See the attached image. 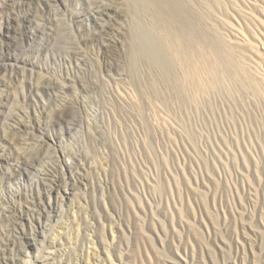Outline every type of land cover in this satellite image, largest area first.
Segmentation results:
<instances>
[{
	"label": "rangeland",
	"instance_id": "1",
	"mask_svg": "<svg viewBox=\"0 0 264 264\" xmlns=\"http://www.w3.org/2000/svg\"><path fill=\"white\" fill-rule=\"evenodd\" d=\"M20 1L0 0L2 264H264V0Z\"/></svg>",
	"mask_w": 264,
	"mask_h": 264
},
{
	"label": "bare ground",
	"instance_id": "2",
	"mask_svg": "<svg viewBox=\"0 0 264 264\" xmlns=\"http://www.w3.org/2000/svg\"><path fill=\"white\" fill-rule=\"evenodd\" d=\"M237 2V7L239 6L240 8H245L243 6V4L246 6V9L249 11V12H252V13H255L254 10H253V7L250 5V3L244 1V0H235ZM255 3H257L258 1L257 0H253ZM88 6L91 7L90 9L92 10L93 14L97 15V17L99 18H103V16L105 15H111V12L108 10V8H110L106 3H104L103 1L101 0H92V1H88ZM254 3V4H255ZM260 4V3H258ZM260 8V15H257L256 14V18L257 20H259V22L261 24H264V3L262 5H258ZM24 0H21L20 2L16 3L15 5L12 6V13H14L15 11H17L18 13L21 12V8L23 9L24 8ZM8 8V5L7 3H4L0 6V29L1 30H8L10 28H12L14 26V22H15V18L14 17H6L4 18L3 17V14L5 12V10ZM66 11L68 12H72V11H69L66 7H63ZM111 9V8H110ZM2 14V15H1ZM72 14V13H71ZM234 16V15H233ZM236 18V16H234ZM252 19V18H251ZM237 20V18H236ZM253 22H255L254 19H252ZM237 23H238V28L239 30H241L240 28V25L242 22H240L239 20H237ZM256 23V22H255ZM244 25V24H243ZM101 29H100V32L99 33H96L95 35L97 36L96 38L98 40H100V44L101 45H104L105 43V38L108 34H110V30L105 28L103 25L100 26ZM236 39H237V35H233ZM245 38V37H244ZM103 39V41H102ZM246 39V38H245ZM243 39V40H245ZM248 41V43H253L255 44L254 41H252V39H246ZM256 45V44H255ZM263 50L264 52V45L262 43H260V50ZM256 50V55H257V58L260 59V56L261 55H264L261 54L262 52L259 50V49H255ZM18 59H15V63H18ZM256 61V60H255ZM258 63H260L259 61H257ZM13 67H8V65L4 64L2 66H0V74L3 72V75L10 71V72H13ZM210 72V71H209ZM211 72H212V69H211ZM215 71H213L214 73ZM262 75H263V79H264V72H262ZM211 80V79H210ZM203 81V80H202ZM202 83V82H201ZM65 88H69V85H65L64 86ZM38 129L41 130L42 128V123L40 122L38 125H37ZM63 155L65 156L66 154L63 153ZM0 157H3V155L0 154ZM58 189H60V185L59 184H55V185H49V187L44 191L43 195L39 197V202L38 204L42 207H44V209L46 210L47 209V206L49 210H53L55 208V201L54 199H52V196L51 194L54 192V191H57ZM68 192H69V189L67 187H64V195H68ZM64 197V196H63ZM7 246L10 247V243H7ZM3 258H5V255L3 256ZM7 259V258H5ZM19 260L18 259H15V258H10L9 259V262H5V264H18ZM32 264L31 261H27L25 264ZM0 264H2V262L0 261Z\"/></svg>",
	"mask_w": 264,
	"mask_h": 264
}]
</instances>
